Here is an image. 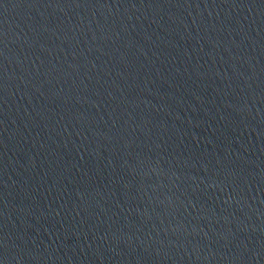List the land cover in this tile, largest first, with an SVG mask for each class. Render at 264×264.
<instances>
[{"label": "water", "instance_id": "95a60500", "mask_svg": "<svg viewBox=\"0 0 264 264\" xmlns=\"http://www.w3.org/2000/svg\"><path fill=\"white\" fill-rule=\"evenodd\" d=\"M0 264H264V0H0Z\"/></svg>", "mask_w": 264, "mask_h": 264}]
</instances>
